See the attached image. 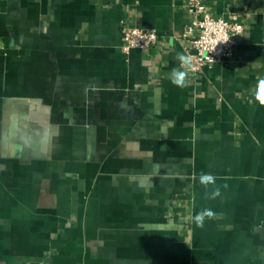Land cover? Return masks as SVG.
I'll return each mask as SVG.
<instances>
[{
	"label": "crops",
	"instance_id": "obj_1",
	"mask_svg": "<svg viewBox=\"0 0 264 264\" xmlns=\"http://www.w3.org/2000/svg\"><path fill=\"white\" fill-rule=\"evenodd\" d=\"M201 2L244 29L177 87L188 0H0V264H264V0Z\"/></svg>",
	"mask_w": 264,
	"mask_h": 264
},
{
	"label": "built area",
	"instance_id": "obj_2",
	"mask_svg": "<svg viewBox=\"0 0 264 264\" xmlns=\"http://www.w3.org/2000/svg\"><path fill=\"white\" fill-rule=\"evenodd\" d=\"M196 18L186 24L182 37L189 41V58L192 72H199L202 67L212 65L220 59H231L236 55V37L244 26L239 21H230L215 17L206 12L201 0H188ZM158 38L155 28H142L122 23V49H143L153 45Z\"/></svg>",
	"mask_w": 264,
	"mask_h": 264
},
{
	"label": "clouds",
	"instance_id": "obj_3",
	"mask_svg": "<svg viewBox=\"0 0 264 264\" xmlns=\"http://www.w3.org/2000/svg\"><path fill=\"white\" fill-rule=\"evenodd\" d=\"M177 58L181 62V68L172 70L170 73V80L171 83L177 87H185L187 84L189 69L193 68L192 61L189 57L183 54H178ZM255 97L261 105H264V78H260L257 82ZM214 182V177L211 174H201L200 183L206 188L209 184H213ZM219 194V189H216L210 194V198L214 199ZM213 216L214 213L211 209H204L195 216V222L198 226H203L205 218L211 219Z\"/></svg>",
	"mask_w": 264,
	"mask_h": 264
}]
</instances>
